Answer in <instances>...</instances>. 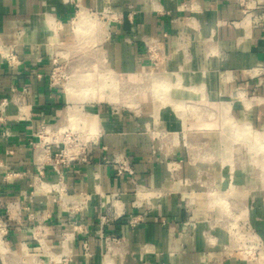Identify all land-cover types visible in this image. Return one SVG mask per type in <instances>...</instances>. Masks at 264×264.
Here are the masks:
<instances>
[{"label":"crops","instance_id":"1","mask_svg":"<svg viewBox=\"0 0 264 264\" xmlns=\"http://www.w3.org/2000/svg\"><path fill=\"white\" fill-rule=\"evenodd\" d=\"M254 4L258 7H250ZM76 6L111 12L101 31L105 39L100 50L114 76L126 74L136 81L137 73L151 67L147 50L154 46L166 57L156 67L179 72L172 81L177 87L172 104L201 100L204 89L224 95L238 87L245 98L254 94L253 124L264 127V78L255 75L257 69H264V0H0V48L14 46L19 59L10 66L0 55V101L10 97L12 87L28 92L26 116L9 105L0 123V213L10 226L0 241V264H46L49 260L53 262L48 264H62L57 262L62 255L72 256L69 264H101L99 247L104 235L121 237L129 253L123 264L166 260L169 251L178 249L179 239H184L180 211L173 219L168 214L163 217L164 209L155 207L141 212L135 226L128 217L98 226L92 214L94 208L97 211L96 199L91 213L75 218L52 202L54 195L47 197L32 188L39 178L32 160V135L41 123L54 122L70 103L61 87L51 85L48 75L55 53L67 50L74 41L70 21ZM81 15L73 20L77 35L87 21V15ZM179 38L188 42L189 60L177 51ZM225 75L233 84L222 80ZM92 109L101 120L99 145L115 150L126 147L138 182L166 186L168 172L141 154L135 125L127 121L120 126L119 116L110 114L107 104L99 102ZM172 116L162 111L165 126L184 129V114L177 116L178 124L168 122L174 121ZM120 131L127 134L121 136ZM101 156L99 148H94L86 165L63 170L67 194L94 195L98 189L105 194L130 192L128 177L115 179L113 168L104 165ZM42 180L59 181L50 168L44 170ZM37 231L49 253L35 241ZM83 244L89 246V255L82 253ZM9 250L13 256H8ZM176 264H196V257L182 253Z\"/></svg>","mask_w":264,"mask_h":264},{"label":"rangeland","instance_id":"2","mask_svg":"<svg viewBox=\"0 0 264 264\" xmlns=\"http://www.w3.org/2000/svg\"><path fill=\"white\" fill-rule=\"evenodd\" d=\"M255 6L258 7L255 4L250 7ZM73 20L70 30L74 41L52 58L61 76L54 86L61 87L67 96V88L75 91L65 106L72 116L62 119L65 115L62 112L49 123L58 129L48 136L59 144L52 158L59 161L60 150L66 148L79 156L71 166L86 165L93 149L99 148L102 163L113 168L115 179L128 177L130 192L105 194L98 189L94 195L66 191L61 195L54 192L45 195H54L52 202L75 218L81 213H91L96 199L97 211L94 208L92 214L98 226L124 217L135 226L141 212H152L155 207L164 209L163 217L168 214L173 219L180 211L184 239H179L178 249L169 251L166 260L146 263L141 260V264H176L182 253L194 255L196 264H264V127L253 124L250 113L255 104L251 100L254 94L245 98L238 87L230 88L224 95L204 89L201 100L172 104L170 101L176 100L172 91L177 88L172 81L179 72L156 67L166 59L156 47L147 50L151 67L137 73L136 81L126 74L114 76L100 50L105 39L101 31L108 23L106 17L87 12V21L79 35ZM177 51L185 60L190 59L185 39H178ZM255 75L264 78V69H257ZM222 80L227 85L233 84L226 75ZM99 102L110 107V114L119 116L120 126L127 121L135 125L141 154L151 158L157 169L168 172L166 186L138 182L133 156L126 147L115 150L99 145L103 138L101 120L92 109ZM9 105L17 107L14 103ZM164 110L173 115L174 121H168L173 124L183 113L184 129L166 127ZM59 183L64 187L62 179ZM77 221L73 222L74 226H78ZM35 241L40 247L45 244L41 236ZM45 249L47 246L43 245V252L49 253ZM8 253L9 257L13 256L10 250ZM82 253L89 255L88 245H82ZM99 253L101 264H123L129 254L118 235H104ZM114 256H119V261ZM71 261L72 256L68 255L57 259L62 264Z\"/></svg>","mask_w":264,"mask_h":264},{"label":"built area","instance_id":"3","mask_svg":"<svg viewBox=\"0 0 264 264\" xmlns=\"http://www.w3.org/2000/svg\"><path fill=\"white\" fill-rule=\"evenodd\" d=\"M83 11L87 15L88 13H91V15H97V16H102L110 18L111 12L106 10L104 12H96L93 10H88L79 6H76L75 13H74V18L75 19L78 15L79 12ZM73 25V22H72ZM15 48L13 46H7V47H2L0 48V55L2 58L5 60L6 63H8L10 66H14L19 63V59L17 57V54L14 52ZM59 67L57 66L56 61H53L51 63V69L49 72V80L51 85H55L56 82L59 80L58 71ZM27 89L23 90H17L16 87L11 88V95L8 99H3L0 101V123H3V115L5 112V108L10 104L14 103L17 107V111L20 116L25 117L26 116V101H25V96L27 95ZM62 119L68 120L65 115L62 116ZM58 131L56 129V125L52 126L47 123H41L39 125L38 130L34 135H32V140L30 142V146L32 148V158H33V165L35 166L39 178L36 179L34 184L32 185V188L34 190H39L44 194H51V193H58L62 194L65 193L64 187L60 186V183H56L55 185L52 183H49L47 181L42 180L43 176V170L47 166L50 168L52 173L59 179H62L63 175V170L68 169L72 162L74 160H77V155H72V152L70 149H62L60 150V154L58 155L59 158H61L59 161L58 159H53L52 153L55 150L59 149V144L58 141H53L51 140L48 136L52 131ZM5 135H7V132H4ZM82 163L85 162L84 157L82 158ZM9 224L5 222L1 216L0 213V241L1 239L7 234V230L9 229ZM39 230V229H38ZM40 231V230H39ZM37 231L36 234H33V237L35 239H38V236L41 234L38 233Z\"/></svg>","mask_w":264,"mask_h":264},{"label":"bare ground","instance_id":"4","mask_svg":"<svg viewBox=\"0 0 264 264\" xmlns=\"http://www.w3.org/2000/svg\"><path fill=\"white\" fill-rule=\"evenodd\" d=\"M83 13V11H81V12H79L78 13V15H77V18L78 17H81L82 14ZM113 75V74H112ZM67 92H68V96H67V98H68V100H71L72 99V96L71 95H73V93H75V91H72L70 88H67ZM76 95V94H75ZM71 109V108H70ZM65 116L67 117V118H70L71 116H72V111H70L69 109L68 110H66L65 111Z\"/></svg>","mask_w":264,"mask_h":264}]
</instances>
